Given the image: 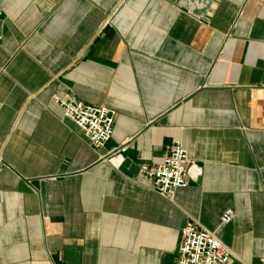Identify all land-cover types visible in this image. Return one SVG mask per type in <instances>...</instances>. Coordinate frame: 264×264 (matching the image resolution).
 <instances>
[{
    "label": "crops",
    "instance_id": "0c3cea01",
    "mask_svg": "<svg viewBox=\"0 0 264 264\" xmlns=\"http://www.w3.org/2000/svg\"><path fill=\"white\" fill-rule=\"evenodd\" d=\"M1 7L0 264H174L190 220L233 252L227 264H259L264 0ZM65 94L115 112L104 147L63 115ZM174 142L195 168L168 200L139 168Z\"/></svg>",
    "mask_w": 264,
    "mask_h": 264
},
{
    "label": "built area",
    "instance_id": "2783aa9c",
    "mask_svg": "<svg viewBox=\"0 0 264 264\" xmlns=\"http://www.w3.org/2000/svg\"><path fill=\"white\" fill-rule=\"evenodd\" d=\"M54 102L61 106L63 115L80 128L89 147L99 149L109 141L115 117L112 109L85 104L72 94L54 97ZM187 162L185 149L181 143L174 142L166 148L159 164H142L139 176L149 181L151 189L160 197L172 200L178 189L186 187L190 170L195 168L192 164L187 166ZM196 172L200 174L198 169ZM234 215L233 209H225L220 216V224L231 222ZM232 257L233 252L217 238L215 231L190 220L182 228L174 264H227ZM259 264H264V253Z\"/></svg>",
    "mask_w": 264,
    "mask_h": 264
},
{
    "label": "rangeland",
    "instance_id": "374dc122",
    "mask_svg": "<svg viewBox=\"0 0 264 264\" xmlns=\"http://www.w3.org/2000/svg\"><path fill=\"white\" fill-rule=\"evenodd\" d=\"M234 255V254H233ZM234 257H235V255H234Z\"/></svg>",
    "mask_w": 264,
    "mask_h": 264
}]
</instances>
